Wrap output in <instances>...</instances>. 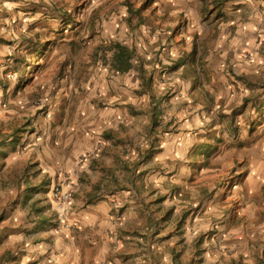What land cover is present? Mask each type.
I'll return each mask as SVG.
<instances>
[{"label":"rangeland","instance_id":"obj_1","mask_svg":"<svg viewBox=\"0 0 264 264\" xmlns=\"http://www.w3.org/2000/svg\"><path fill=\"white\" fill-rule=\"evenodd\" d=\"M247 1L0 0V264H50L68 228L52 188L73 194L97 153L66 166L78 137L96 132L95 118L78 115L133 99L125 149L150 155L165 136L192 134L185 176L160 201L172 259L264 264V74L247 71L252 45L227 55L252 23ZM116 44L132 54L127 73L115 67ZM237 68L239 87L226 81ZM118 75L134 77L125 92Z\"/></svg>","mask_w":264,"mask_h":264},{"label":"crops","instance_id":"obj_2","mask_svg":"<svg viewBox=\"0 0 264 264\" xmlns=\"http://www.w3.org/2000/svg\"><path fill=\"white\" fill-rule=\"evenodd\" d=\"M247 2H252V23L234 32L227 55H245L252 45V65L246 66L247 71L252 70V74L261 76L264 74V34L261 33L264 31V0ZM245 70L234 69V77L226 75L227 83L232 80L239 87L234 78ZM125 77L118 75L115 78L116 84L125 86L122 88L124 92L134 78ZM235 87L233 84L229 86L228 96ZM103 94L104 91L99 96L103 98ZM105 95H112V92ZM136 100L127 101L126 107L122 105L125 102L117 103L107 111L92 106L89 114L78 115L77 121L82 120L84 124L93 123L95 118L96 124L92 125L96 132H86L83 137H78V147L67 154L66 162L71 164L66 166L76 164L79 156L94 146L97 153L85 160L83 173L78 177L77 188L65 213L68 228L58 232L60 250L52 252L54 258L50 264H176L171 257L174 247L168 243V237L162 234L157 222L162 195H171L167 189L175 188L185 176V162L194 145L186 140H190L192 134H185L184 130L169 134L150 155H146L143 148L125 149L121 146L126 142L122 125L139 117L129 115ZM141 102L146 107L145 100ZM155 115L151 116L152 120L156 119ZM170 200L167 202L173 204ZM48 251L45 248L42 253Z\"/></svg>","mask_w":264,"mask_h":264},{"label":"built area","instance_id":"obj_3","mask_svg":"<svg viewBox=\"0 0 264 264\" xmlns=\"http://www.w3.org/2000/svg\"><path fill=\"white\" fill-rule=\"evenodd\" d=\"M51 197L57 212L62 218H65V213L68 211L69 205L72 201L71 190L63 185L53 187Z\"/></svg>","mask_w":264,"mask_h":264},{"label":"trees","instance_id":"obj_4","mask_svg":"<svg viewBox=\"0 0 264 264\" xmlns=\"http://www.w3.org/2000/svg\"><path fill=\"white\" fill-rule=\"evenodd\" d=\"M74 22L69 20L67 22L68 25H72ZM117 51L114 55L115 59V67L118 69V71L122 73H127L131 69V59L132 54L128 50V48L122 46L121 44L115 45ZM42 53H39L41 55Z\"/></svg>","mask_w":264,"mask_h":264}]
</instances>
